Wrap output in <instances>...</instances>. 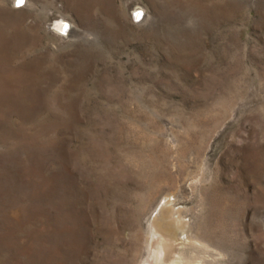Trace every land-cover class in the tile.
<instances>
[{
    "label": "rangeland",
    "instance_id": "obj_1",
    "mask_svg": "<svg viewBox=\"0 0 264 264\" xmlns=\"http://www.w3.org/2000/svg\"><path fill=\"white\" fill-rule=\"evenodd\" d=\"M167 191L264 264V0H0V264H135Z\"/></svg>",
    "mask_w": 264,
    "mask_h": 264
},
{
    "label": "bare ground",
    "instance_id": "obj_2",
    "mask_svg": "<svg viewBox=\"0 0 264 264\" xmlns=\"http://www.w3.org/2000/svg\"><path fill=\"white\" fill-rule=\"evenodd\" d=\"M138 14L139 16L141 15L140 13ZM54 26L62 30L69 28V25L63 19L56 20ZM170 193L168 191L165 193L164 204L150 220L147 237L148 256L141 259L138 258L135 264H182L184 261V250L188 243L177 235V229L183 227L184 224H180L179 215L176 217L172 216L175 212H173L174 209L171 206ZM159 203L151 210L150 215L158 208ZM155 241L158 243L156 246H154ZM172 255L173 258L170 260Z\"/></svg>",
    "mask_w": 264,
    "mask_h": 264
},
{
    "label": "water",
    "instance_id": "obj_3",
    "mask_svg": "<svg viewBox=\"0 0 264 264\" xmlns=\"http://www.w3.org/2000/svg\"><path fill=\"white\" fill-rule=\"evenodd\" d=\"M22 0H19V2H21Z\"/></svg>",
    "mask_w": 264,
    "mask_h": 264
},
{
    "label": "built area",
    "instance_id": "obj_4",
    "mask_svg": "<svg viewBox=\"0 0 264 264\" xmlns=\"http://www.w3.org/2000/svg\"><path fill=\"white\" fill-rule=\"evenodd\" d=\"M21 3V2H20ZM139 17V16H138Z\"/></svg>",
    "mask_w": 264,
    "mask_h": 264
}]
</instances>
